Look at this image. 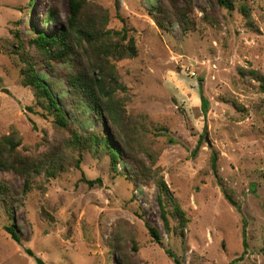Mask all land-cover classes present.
I'll return each instance as SVG.
<instances>
[{"label":"rangeland","instance_id":"obj_1","mask_svg":"<svg viewBox=\"0 0 264 264\" xmlns=\"http://www.w3.org/2000/svg\"><path fill=\"white\" fill-rule=\"evenodd\" d=\"M178 2L191 5L190 32L177 21L157 24L159 0L85 5L90 17L106 15L104 32L126 29L135 41L137 56L110 58L116 99L131 121V148L170 192L168 233L155 179L142 180L113 137L122 156L117 171L104 146L76 148L23 84L35 65L70 125L105 137L89 105L74 106L66 77L96 56L77 45L69 60L48 65L33 43L38 31L58 36L68 28L69 0H0V138L18 133L22 155L54 151L65 164L28 186L13 170L0 171L9 191L5 198L0 188V264H264V0H233L230 9L217 0ZM83 178L102 185L91 188ZM146 223L158 228L160 243Z\"/></svg>","mask_w":264,"mask_h":264},{"label":"trees","instance_id":"obj_2","mask_svg":"<svg viewBox=\"0 0 264 264\" xmlns=\"http://www.w3.org/2000/svg\"><path fill=\"white\" fill-rule=\"evenodd\" d=\"M217 1L221 7L226 9H230L233 6V0ZM34 3L35 0H31V5H34ZM86 3L87 0H69L70 16L68 28L63 29L58 36H47L45 32L38 31L33 43L40 50V53L46 57L48 65L52 61L59 63L69 60L71 54H74L75 46L77 45L87 56H89V52L96 56L93 61L89 57L88 60L90 62L87 66L85 65L81 70L66 74V77L72 96L75 97L74 106L76 107L82 103L89 105L94 112L93 118L95 122L100 123L106 129L105 137L96 132L89 135L81 134L78 129L70 125L66 112L59 106L45 83L40 80L39 75L36 73L35 65L28 64L29 68L25 72L26 79L23 84L34 91L37 106L38 108L40 107L43 115L47 113L53 118L55 127L62 130V132L69 133L70 137H72L70 140L76 148L83 149L85 144L96 148L104 146V149L109 150L112 156L113 170L117 171L118 161L121 160L122 156L120 150L113 146V142L116 140L117 144L125 152L127 160L135 162L139 167L138 175L140 178L144 181H148L150 178L155 179V184L160 190L158 204L161 209V217L166 231L169 233L171 232L168 211V205H170L169 202L171 201L170 192L163 178L156 179L157 171H151L150 167H147L143 159L131 148L130 139L132 137L127 134L130 132L128 129H131V121L129 122L127 120L128 117L124 116L121 106L122 102L116 99L119 84L116 80L115 67L111 63L110 58L124 59L137 56L135 41L132 38L128 41V31L126 29L121 32H113L112 30L104 32L106 31L108 18L105 14L90 17L89 13L86 14L85 12ZM158 6L154 12V18L161 28L165 27L167 29L169 22L177 21L184 28L185 33L195 29V21L189 15L192 9L188 2L186 7H180L178 0H159ZM90 19L91 23L85 25L84 23ZM205 19L207 20L208 16ZM115 35H118L120 39L113 42ZM16 37L19 38L20 36L17 34ZM102 57L104 58L103 60H101ZM96 70L99 71V77L95 75ZM251 74L255 75L254 72H251ZM126 99L127 97H124V100ZM202 101L203 108L207 111L209 102L204 98H202ZM107 131L109 134H107ZM17 134L12 132L10 135L0 138V171L13 170L25 179L27 186L30 178L34 175L45 172L49 178H54L57 174L64 171L65 164L61 158L56 156L57 152L43 153L38 158L22 155L19 150L22 137ZM200 144L201 142H199L198 148ZM217 161L218 156L214 154L212 168L215 172H217L218 167ZM77 165H80L79 160ZM215 175L217 176L218 172ZM83 180L91 188L96 185H102L100 178L96 180L83 178ZM0 188L2 189L1 194L6 198L9 194L8 187L0 184ZM225 195L233 205H236L231 195L228 193ZM146 224L152 239L156 243H160L162 238L158 228L148 223ZM7 231L15 241H19L13 226L8 227ZM243 247L245 253L248 248L246 231H243Z\"/></svg>","mask_w":264,"mask_h":264},{"label":"water","instance_id":"obj_3","mask_svg":"<svg viewBox=\"0 0 264 264\" xmlns=\"http://www.w3.org/2000/svg\"><path fill=\"white\" fill-rule=\"evenodd\" d=\"M36 263L37 264H45V262L39 258H36Z\"/></svg>","mask_w":264,"mask_h":264}]
</instances>
